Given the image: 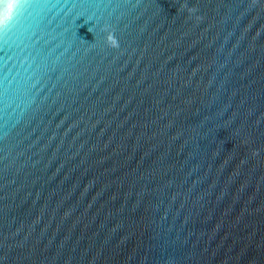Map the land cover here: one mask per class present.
Instances as JSON below:
<instances>
[{
	"label": "water",
	"instance_id": "95a60500",
	"mask_svg": "<svg viewBox=\"0 0 264 264\" xmlns=\"http://www.w3.org/2000/svg\"><path fill=\"white\" fill-rule=\"evenodd\" d=\"M0 264H264V0H0Z\"/></svg>",
	"mask_w": 264,
	"mask_h": 264
},
{
	"label": "snow or ice",
	"instance_id": "6c2138e0",
	"mask_svg": "<svg viewBox=\"0 0 264 264\" xmlns=\"http://www.w3.org/2000/svg\"><path fill=\"white\" fill-rule=\"evenodd\" d=\"M14 5H9V7H8V10H7V12H8V14L10 15L11 14V12L14 10Z\"/></svg>",
	"mask_w": 264,
	"mask_h": 264
}]
</instances>
